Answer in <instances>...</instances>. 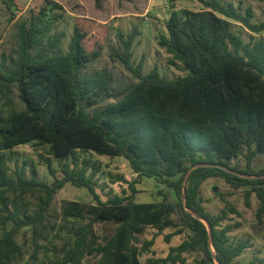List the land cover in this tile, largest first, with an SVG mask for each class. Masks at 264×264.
<instances>
[{
  "label": "trees",
  "instance_id": "16d2710c",
  "mask_svg": "<svg viewBox=\"0 0 264 264\" xmlns=\"http://www.w3.org/2000/svg\"><path fill=\"white\" fill-rule=\"evenodd\" d=\"M200 1L204 9H174L165 22L167 33L159 38L169 63L186 72L176 79L162 76L157 67L143 74L142 61L135 68V33L124 39L118 32L124 51L115 53L139 78L118 89L107 68L87 70L100 48L88 46L89 32L81 25H75L69 50L63 52V33L42 41L49 29L46 6L30 24H21L15 55L0 64L5 100L0 103V264H17L23 257L17 235L26 226L38 234L66 183L87 187L96 203L71 200L63 206L66 218L87 221L74 229L73 242L53 264H81L86 251L99 256L95 264H142L141 254L155 243L153 237L138 244L148 227L156 235L174 228L164 236L168 243L186 229L190 234L170 246L166 256L150 257L146 264H187L188 252L195 253V264H237L235 259L250 247L247 240L232 241L236 224H224L229 212L239 210L231 206L219 214L208 212L200 189L210 177H222L235 188L246 186L247 205L256 193L257 217H264V168L252 167L255 156L264 152V36H259L264 20L253 21L250 6L243 11L233 2ZM236 22L249 32V40L235 30ZM15 84L25 103L22 109L12 95ZM30 142L67 160L62 177L51 161V184L28 178L24 169L10 174L6 151ZM244 149L247 166H232L230 160ZM79 150L125 157L137 177L113 174L111 180L126 182L131 192L124 188L123 194L102 200L96 188L101 165L86 158L80 163ZM145 177L171 187L176 198L160 190L162 200L137 202L136 184ZM9 193H40L38 209L26 213L17 201H9ZM103 221L117 226L99 241L94 224Z\"/></svg>",
  "mask_w": 264,
  "mask_h": 264
},
{
  "label": "rangeland",
  "instance_id": "374dc122",
  "mask_svg": "<svg viewBox=\"0 0 264 264\" xmlns=\"http://www.w3.org/2000/svg\"><path fill=\"white\" fill-rule=\"evenodd\" d=\"M233 2L241 6L242 10L250 6L254 9L253 21L264 20V0H223ZM46 6L47 15L44 17L48 25V32L43 35V42L56 34L63 33L60 47L63 52L69 50L71 37L76 24L81 25L89 32L86 43L91 49H99V56L89 65L88 71L107 68L115 77L114 88H122L136 83L139 78L120 59L115 51L123 53L124 39L134 34L132 44V65L136 68L142 61V73L148 74L157 67L160 74L169 79H176L186 72L180 65L169 63L170 54L160 45L161 34L167 33L165 22L174 9L201 10L205 5L200 0H0V64L3 59H9L15 55L19 43V29L22 23H31L32 16L39 14ZM235 30L243 34L249 40V32L236 22ZM93 31V32H92ZM137 31V33L135 32ZM264 36V30L259 34ZM0 103L5 100L1 97ZM16 100V107L22 109L25 103L19 97L17 85L12 92ZM115 101L114 98L105 100L98 107ZM247 149L243 150L238 157L230 160L232 166L245 168L247 166ZM7 166L10 174L15 176L18 170H23L30 178L36 176L39 180L52 183L55 177L49 170L48 163L51 161L57 170V175L62 177V165L67 160L56 158L48 153L47 146L36 145V143L20 144L6 151ZM80 163L86 158L101 165V171L97 175V192L102 200H107L115 194H123L124 188H129L123 181L112 182L113 174L124 175L128 180H134L137 174L131 168L129 161L122 156L100 155L92 151L79 150L77 152ZM255 170L264 168V152H259L252 162ZM90 172V171H89ZM88 172V173H89ZM140 192L136 194V200L140 202H151L162 200L160 190L167 192L176 198L173 189L158 179L145 177L142 182L136 184ZM246 186L233 187L222 177H210L205 180L200 189L206 210L212 214H219L223 210L234 206L239 213L229 212L228 219L224 224H236L230 232L232 241L247 240L250 247L238 256L237 264H248L255 260V264H264V217H257L260 201L253 193L250 205L245 201ZM128 189V193H130ZM142 192V193H141ZM9 201H17L26 213H33L38 209L40 193H28L19 197L9 193ZM76 200L82 203H96L92 193L87 187H77L66 183L55 195L47 219L41 225L38 234H34L30 226L24 227L17 235V241L23 246V257L17 264H53L62 260L65 249L74 239L73 231L87 220L74 217H65L62 208L68 201ZM179 219L178 216H175ZM116 224L112 221L97 222L94 231L99 237L109 236L114 233ZM11 227V224H8ZM174 228L165 229L163 234L156 235L157 230L148 227L144 234L139 235V246L145 239L155 237V243L149 252L140 256L142 264H146L150 257H164L168 254L170 246L180 244L190 234L186 229L180 234L172 237L171 242H166L164 236ZM187 264H195V253L188 252ZM99 259L96 254L85 252L81 264H95ZM72 264V263H69Z\"/></svg>",
  "mask_w": 264,
  "mask_h": 264
},
{
  "label": "crops",
  "instance_id": "0c3cea01",
  "mask_svg": "<svg viewBox=\"0 0 264 264\" xmlns=\"http://www.w3.org/2000/svg\"><path fill=\"white\" fill-rule=\"evenodd\" d=\"M138 189L140 190V188H138ZM140 191H141V190H140ZM140 191H139V192H140ZM141 193H142V192H141ZM154 201H155V200H154ZM137 202H140V201H137Z\"/></svg>",
  "mask_w": 264,
  "mask_h": 264
},
{
  "label": "water",
  "instance_id": "95a60500",
  "mask_svg": "<svg viewBox=\"0 0 264 264\" xmlns=\"http://www.w3.org/2000/svg\"><path fill=\"white\" fill-rule=\"evenodd\" d=\"M218 264H220L218 261H217Z\"/></svg>",
  "mask_w": 264,
  "mask_h": 264
}]
</instances>
